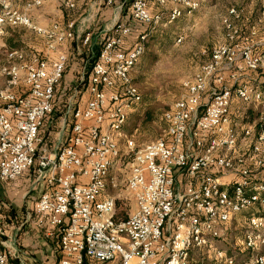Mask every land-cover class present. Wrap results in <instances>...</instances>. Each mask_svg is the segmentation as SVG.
Here are the masks:
<instances>
[{
  "label": "built area",
  "instance_id": "obj_1",
  "mask_svg": "<svg viewBox=\"0 0 264 264\" xmlns=\"http://www.w3.org/2000/svg\"><path fill=\"white\" fill-rule=\"evenodd\" d=\"M258 1L260 15L244 32L235 24L239 10L229 7L224 41L203 51L197 71L181 82L179 97L162 113L163 135L141 146L126 137L120 148L118 135L141 101L130 72L148 34L164 14L171 23L196 0H130L132 19L146 31L131 48L124 46L131 28L123 20L106 31L86 77L66 99L61 139L52 145L41 131L51 123L67 62L58 49L74 25L41 26L0 0V36L22 27L45 48L43 55L5 50L0 63V182L32 170L45 185L33 212L39 225L59 229L58 264H264V0ZM150 4L169 10L153 14ZM125 160L134 207L116 222L117 198L105 189ZM239 219L240 240L224 243ZM1 243L0 264H8Z\"/></svg>",
  "mask_w": 264,
  "mask_h": 264
},
{
  "label": "rangeland",
  "instance_id": "obj_2",
  "mask_svg": "<svg viewBox=\"0 0 264 264\" xmlns=\"http://www.w3.org/2000/svg\"><path fill=\"white\" fill-rule=\"evenodd\" d=\"M128 2L130 0L124 1L125 9H128L127 13L130 12ZM196 2L198 5L194 10L188 12L187 9L182 8L183 15L171 23L166 22L164 14L162 25L156 26L148 34L145 51L130 72L132 80L141 94V101L130 113L126 125L121 134L118 135L120 148L125 146L126 137L134 140L137 146H141L163 135L165 124L161 118L162 113L179 97L181 82L191 78L199 68L204 57L202 52L224 41L223 19L228 15V9L231 5H235L239 10L240 17L235 24L242 32L246 31L248 22H253L260 15L258 0H196ZM150 7L154 12H162V14L169 10V7L159 8L155 4H150ZM9 30L11 28L6 31ZM144 30V26L140 24L132 26L130 36L126 38L129 39L130 48L138 42V32ZM18 34V43L21 46L41 44V40L36 35L24 28L20 29ZM180 37L181 40L178 41ZM3 38L0 39L1 59L4 58L6 50ZM98 42L101 44L99 39ZM71 89L73 90L74 87ZM82 90L83 88L79 89L80 92ZM64 93L65 96H63ZM58 95L63 97L61 104H58ZM69 95L70 91L67 90V87L65 88L62 80L55 90L56 105L51 123H48L41 131L42 136L51 145L61 139L62 118L66 107V99L64 98H68ZM147 110L151 112L152 120L143 124ZM126 160L121 164L120 170L114 171L115 184L113 186L109 184L105 191L117 198L116 212L123 210L128 216L133 210L134 201L125 184ZM15 181L17 180L3 182L4 188L0 187L1 192H6L11 197L8 200L9 207L10 205L21 204L28 196H23L26 186L24 187L22 183ZM6 184L8 185L6 186ZM32 191L34 189H31L29 193ZM36 196L33 195V197ZM239 220L235 223L236 226L233 228L232 234L224 243H236L240 240L239 230H241L243 221L242 219ZM207 263L213 264L211 261H207Z\"/></svg>",
  "mask_w": 264,
  "mask_h": 264
},
{
  "label": "crops",
  "instance_id": "obj_3",
  "mask_svg": "<svg viewBox=\"0 0 264 264\" xmlns=\"http://www.w3.org/2000/svg\"><path fill=\"white\" fill-rule=\"evenodd\" d=\"M10 1L15 8L26 13L41 26L49 27L52 24L65 26L73 23L74 34L66 37L58 49L67 56L63 81L70 94L73 91L71 87L75 88L80 78L86 77L90 67L89 60L95 55L94 49L100 45L98 39L101 41L116 20L124 18V13H127L124 11L125 0H114L112 3H107L106 0H73L72 8L64 5V0H43L37 7L31 6L32 0ZM150 11L153 14L159 13L154 12L152 7ZM5 34L0 36V39ZM129 36L130 34L126 38ZM84 37H88L87 42H83ZM37 38L41 40V44L23 46L22 49L43 55L45 53L43 40L39 36ZM126 38L124 46L130 48L129 39ZM3 60L4 58L0 59V63ZM49 147L53 148V146ZM16 180L15 182L26 186L23 196H28L22 201L24 204L9 207L8 200L11 197L6 192L0 191V241L2 250L8 256L7 263L58 264L61 257L59 229L49 226L46 222L39 225L38 217L33 212V204L45 185L34 181L32 170L25 172ZM4 186L5 184L0 182V187L4 188ZM31 189L34 191L29 193ZM105 193L108 194L107 191ZM34 194L37 196L33 197Z\"/></svg>",
  "mask_w": 264,
  "mask_h": 264
},
{
  "label": "trees",
  "instance_id": "obj_4",
  "mask_svg": "<svg viewBox=\"0 0 264 264\" xmlns=\"http://www.w3.org/2000/svg\"><path fill=\"white\" fill-rule=\"evenodd\" d=\"M128 3H129V7H130V2H128ZM124 5H125L124 6V11H128V9H125L126 8V4H124ZM124 15H125V17L124 18H121V19L126 24H128L131 29H132V26L134 27V25L140 24L139 22H137V21H135V20L132 19L130 12L124 13ZM140 25L144 26L145 30L143 32H145L146 29H147V27L145 25H143V24H140ZM8 28H11V30H9L10 32L9 31L8 32L6 31ZM20 29H23V28L22 27H7L5 29V33H6L5 35L6 36H4V43H5L4 45L6 47V50L19 49V48H22L23 47V46L19 45V43H18L19 42V40H18V37H19L18 32H19ZM138 33L140 34L142 32L140 31ZM101 42H102V39H101ZM100 46H101V44L98 46L97 49H94V54L95 55L92 58H90V60H89L90 61V65L92 64V62L94 61L96 55L98 54L99 49H100ZM62 80H63V77L60 80L59 84L61 83ZM59 84H58V86H59ZM65 88H66V86H65ZM63 96H65V93L63 94ZM62 99H63V97L62 96L59 97V95H58V102H59L58 104H61L62 103ZM55 105H56V102H55ZM54 112H55V109H54L53 113ZM150 120H152V115H151V112L147 110L146 113H145V117L143 119V122H144L143 124L147 123ZM47 124H48V121H46L44 125L46 126ZM126 218H127V214L123 210L122 211L120 210L118 212H115L114 220L116 222H118V221H124Z\"/></svg>",
  "mask_w": 264,
  "mask_h": 264
}]
</instances>
